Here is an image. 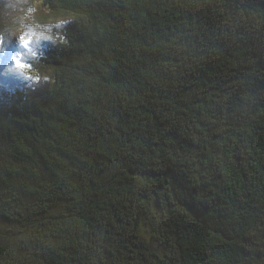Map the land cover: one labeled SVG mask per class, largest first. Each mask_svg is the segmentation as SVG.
I'll list each match as a JSON object with an SVG mask.
<instances>
[{
  "label": "trees",
  "instance_id": "1",
  "mask_svg": "<svg viewBox=\"0 0 264 264\" xmlns=\"http://www.w3.org/2000/svg\"><path fill=\"white\" fill-rule=\"evenodd\" d=\"M35 1L0 264H264V0Z\"/></svg>",
  "mask_w": 264,
  "mask_h": 264
},
{
  "label": "rangeland",
  "instance_id": "2",
  "mask_svg": "<svg viewBox=\"0 0 264 264\" xmlns=\"http://www.w3.org/2000/svg\"><path fill=\"white\" fill-rule=\"evenodd\" d=\"M2 3L0 19V60L2 61L1 76L13 77L20 71L16 61L35 49L48 35L44 25L34 21L32 16L36 10L35 0H0ZM13 232L17 228L0 220V242L17 243ZM141 238L151 243L150 227L142 222L139 227Z\"/></svg>",
  "mask_w": 264,
  "mask_h": 264
},
{
  "label": "snow or ice",
  "instance_id": "3",
  "mask_svg": "<svg viewBox=\"0 0 264 264\" xmlns=\"http://www.w3.org/2000/svg\"><path fill=\"white\" fill-rule=\"evenodd\" d=\"M16 63H17V66H21L22 67V65L20 64L19 61H16Z\"/></svg>",
  "mask_w": 264,
  "mask_h": 264
}]
</instances>
